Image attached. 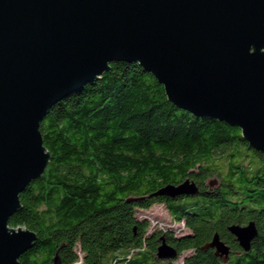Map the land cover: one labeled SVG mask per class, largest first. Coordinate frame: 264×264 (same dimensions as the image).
<instances>
[{
	"label": "trees",
	"instance_id": "obj_1",
	"mask_svg": "<svg viewBox=\"0 0 264 264\" xmlns=\"http://www.w3.org/2000/svg\"><path fill=\"white\" fill-rule=\"evenodd\" d=\"M50 160L19 194L9 226L35 234L18 264H264V154L236 127L196 117L169 103L154 76L113 62L95 82L57 102L39 124ZM185 179L195 195L156 194ZM161 204L172 228L150 229L139 217ZM253 222L243 251L227 231ZM229 247L223 263L211 248ZM177 256L158 260L159 239Z\"/></svg>",
	"mask_w": 264,
	"mask_h": 264
},
{
	"label": "water",
	"instance_id": "obj_2",
	"mask_svg": "<svg viewBox=\"0 0 264 264\" xmlns=\"http://www.w3.org/2000/svg\"><path fill=\"white\" fill-rule=\"evenodd\" d=\"M113 62L137 64L169 103L264 154V0H0V264H18L36 237L9 218L50 160L41 120ZM196 193L185 179L154 195ZM227 231L245 252L257 235L253 222ZM207 248L228 260L217 234ZM155 256L177 252L161 237Z\"/></svg>",
	"mask_w": 264,
	"mask_h": 264
},
{
	"label": "rangeland",
	"instance_id": "obj_3",
	"mask_svg": "<svg viewBox=\"0 0 264 264\" xmlns=\"http://www.w3.org/2000/svg\"><path fill=\"white\" fill-rule=\"evenodd\" d=\"M137 215L139 217H148V221L150 224L149 231H152L154 229H167L172 228V231L175 235H180L181 233L186 232L185 230H182V225L180 223H173L167 213V211L164 209V207L161 204H153L151 207L146 211H138ZM185 254V253H184ZM178 256L171 264H183L182 263V256Z\"/></svg>",
	"mask_w": 264,
	"mask_h": 264
}]
</instances>
